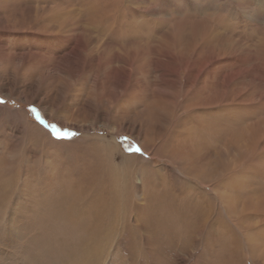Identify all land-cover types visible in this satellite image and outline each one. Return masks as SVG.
Masks as SVG:
<instances>
[{
  "label": "rangeland",
  "instance_id": "obj_1",
  "mask_svg": "<svg viewBox=\"0 0 264 264\" xmlns=\"http://www.w3.org/2000/svg\"><path fill=\"white\" fill-rule=\"evenodd\" d=\"M0 264H264V0H0Z\"/></svg>",
  "mask_w": 264,
  "mask_h": 264
},
{
  "label": "snow or ice",
  "instance_id": "obj_2",
  "mask_svg": "<svg viewBox=\"0 0 264 264\" xmlns=\"http://www.w3.org/2000/svg\"><path fill=\"white\" fill-rule=\"evenodd\" d=\"M55 139H58V140H69V139H74V135L73 134H68V135H65V136H58V137H54Z\"/></svg>",
  "mask_w": 264,
  "mask_h": 264
}]
</instances>
